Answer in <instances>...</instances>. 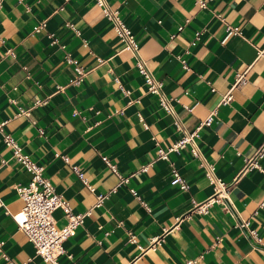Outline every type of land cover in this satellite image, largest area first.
I'll use <instances>...</instances> for the list:
<instances>
[{"label": "crops", "instance_id": "crops-1", "mask_svg": "<svg viewBox=\"0 0 264 264\" xmlns=\"http://www.w3.org/2000/svg\"><path fill=\"white\" fill-rule=\"evenodd\" d=\"M107 3L131 29L175 117L147 90L135 52L95 0H1L4 253L15 264H49L18 226L17 188L31 172L4 143L8 133L72 210L85 213L63 241L71 258L63 254L61 264H264V154L248 164L264 141V0ZM76 66L83 75L74 83ZM237 73L244 81L234 86ZM212 110L213 122L195 138L199 156L185 146L157 158L158 145L182 133L175 118L193 130ZM205 163L223 187L199 210L215 192ZM173 170L186 189L171 184ZM63 213L52 212L57 227ZM0 264L9 263L0 255Z\"/></svg>", "mask_w": 264, "mask_h": 264}, {"label": "built area", "instance_id": "built-area-1", "mask_svg": "<svg viewBox=\"0 0 264 264\" xmlns=\"http://www.w3.org/2000/svg\"><path fill=\"white\" fill-rule=\"evenodd\" d=\"M95 2L101 6L102 12L106 15L112 26L120 38L121 42L130 48L136 54V65L139 71L144 75L147 90L159 97L161 106L169 113L174 114L173 107L169 100L164 96L161 91V82L157 80L152 73L149 71L145 64L144 59L137 53V48L139 47L137 41L131 29L123 22L116 9L110 8L107 0H95ZM200 7L206 6V0H196ZM1 7V0H0ZM74 29L73 24H69ZM228 33H231L236 28H232L227 25ZM181 29V26L178 27ZM78 32V30L76 29ZM260 54L264 55V48L259 51ZM68 60L72 61L68 58ZM77 76L71 80V82L77 83L83 75L82 68L79 66L75 67ZM244 81V73H237L234 86ZM127 92V90H125ZM231 98L230 90L226 92L221 102H227ZM23 112V110H21ZM216 115V110L210 111L207 116L202 119L198 125L193 130H184L181 128L180 121L175 118L174 122L178 129L181 130V135L172 142L169 146L163 147L158 145L157 147V158L167 159L170 152H178L185 146H190V150L194 156H199L200 152L195 142V138L198 136L200 129L203 126H209ZM2 130V123H0V131ZM4 143L12 148L14 155L17 157L21 165L31 172V176L27 184L20 185L17 188L18 195L23 199L24 204L20 211V216L18 219V226L25 232L29 240L34 244L35 252L49 264H61L59 261L60 256L65 254L68 258H71L70 254L66 253V249L63 246V241L75 234L77 228L81 226L85 213L74 212L69 204V202L62 196L61 193L57 192L50 182L49 178L44 174L43 168L36 164L34 160L27 153L22 152L21 146H19L13 136L8 133H3ZM264 154V141L260 146H258L254 156L248 162V164L257 165V159ZM104 161L108 167L116 171L115 165L109 162V160L103 156ZM67 161V156L63 157ZM74 170L77 171L76 168ZM205 175L215 186L214 195H212L205 203L199 207V210L206 208L209 202L217 198L218 190L223 187V182L217 178L214 172V166L209 163H205ZM171 184L177 185L180 189H186L188 184L185 178L177 171L173 170L171 179ZM134 193L135 190L131 189ZM60 208L65 216V223L61 227H57L53 217L52 212ZM241 227L246 228L248 234L254 237L256 240L259 239L256 231L249 227L247 220L240 223ZM0 241V255L9 263L15 264L4 253L1 247ZM192 260H189L187 264H190Z\"/></svg>", "mask_w": 264, "mask_h": 264}]
</instances>
